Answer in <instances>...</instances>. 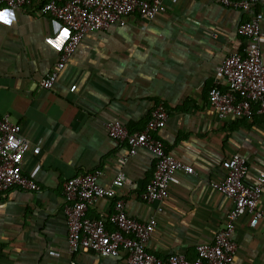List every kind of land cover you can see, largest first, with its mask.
Returning a JSON list of instances; mask_svg holds the SVG:
<instances>
[{"label": "crops", "instance_id": "1", "mask_svg": "<svg viewBox=\"0 0 264 264\" xmlns=\"http://www.w3.org/2000/svg\"><path fill=\"white\" fill-rule=\"evenodd\" d=\"M164 6L152 21L130 18L123 27L86 34L52 92L40 82L55 70L66 28L36 6L11 10L10 24L0 21V117L7 115L31 142L20 169L40 187L14 188L0 198V264H112L91 252L70 255L66 240L62 183L95 170L105 187L123 175L118 197L129 216L155 218L148 252L194 260L195 247L213 241L233 207L210 186L224 176L222 161L243 157L247 184L264 171V116L219 120L207 99L216 66L243 49L238 26L254 12L263 15L264 63V0L251 12L205 0H164ZM158 103L168 117L154 136L195 173L176 174L179 183L169 186L161 213L142 197L154 157L143 149L128 157L126 145L110 139L106 129L116 120L130 133L140 132ZM112 209V200L100 199L87 216ZM232 238L237 251L230 264H264V226L251 229L243 216Z\"/></svg>", "mask_w": 264, "mask_h": 264}, {"label": "built area", "instance_id": "2", "mask_svg": "<svg viewBox=\"0 0 264 264\" xmlns=\"http://www.w3.org/2000/svg\"><path fill=\"white\" fill-rule=\"evenodd\" d=\"M205 1L230 10L251 12L261 0ZM0 6L13 11L36 6L39 14L54 18L66 28L68 38L61 48L55 70L40 82V87L50 92L54 90L59 72L71 61L86 34L106 31L114 25L123 27L130 18L152 21L165 12L164 0H0ZM262 20L263 15L254 12L249 20L238 26V33L245 40L243 49L228 55L214 70L207 99L219 120L228 116L250 119L255 113L264 116ZM167 117L164 104L158 103L140 132L130 133L116 120L106 124L108 137L125 144L128 157H134L140 149L154 157L152 178L142 197L146 203L156 204L157 213L163 210L169 186L179 183L176 174H195L191 166L168 154L163 142L154 136L163 128ZM20 132V126L11 122L7 115L0 117V198L14 188L27 192L40 190L34 179L21 172L20 165L31 142ZM221 168L223 178L210 186L230 198L233 207L213 241L195 247L194 260H188L182 253L161 258L147 251L146 244L154 232L156 220L150 217L140 221L126 213L125 204L118 197L125 180L123 175L118 174L107 187L100 183L98 170L66 179L62 183V200L70 255L91 252L112 260V264H230L237 251L232 236L239 218L247 216L251 229L264 226V209L260 207L264 171L257 175L254 183L247 184L248 162L237 154L223 160ZM100 199L113 201L112 212L88 217V210Z\"/></svg>", "mask_w": 264, "mask_h": 264}, {"label": "clouds", "instance_id": "3", "mask_svg": "<svg viewBox=\"0 0 264 264\" xmlns=\"http://www.w3.org/2000/svg\"><path fill=\"white\" fill-rule=\"evenodd\" d=\"M15 19V13L9 9L0 11V21L10 24Z\"/></svg>", "mask_w": 264, "mask_h": 264}]
</instances>
